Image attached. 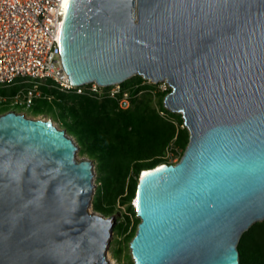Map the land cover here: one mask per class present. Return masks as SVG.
<instances>
[{
    "label": "water",
    "instance_id": "1",
    "mask_svg": "<svg viewBox=\"0 0 264 264\" xmlns=\"http://www.w3.org/2000/svg\"><path fill=\"white\" fill-rule=\"evenodd\" d=\"M60 51L75 84L167 81L189 131L139 176L135 264H239L264 220V0H70ZM79 148L51 118L0 112V264H112Z\"/></svg>",
    "mask_w": 264,
    "mask_h": 264
},
{
    "label": "trees",
    "instance_id": "2",
    "mask_svg": "<svg viewBox=\"0 0 264 264\" xmlns=\"http://www.w3.org/2000/svg\"><path fill=\"white\" fill-rule=\"evenodd\" d=\"M134 76L135 82L126 79L121 83L123 88L130 89L131 104L126 108L119 106L117 97L51 90L61 110L63 125L77 139L79 151L97 163L101 187L93 201L94 208L108 215L113 213L116 202L127 204L128 212L135 214L131 201L143 169L170 162L169 153L181 157L189 142L182 114L164 105L171 87L159 91L161 100L157 107L152 104L153 85L147 84L140 74ZM142 90L145 93L141 94ZM126 218L117 224L119 231L127 229L128 214ZM139 221L137 217L128 235L130 240ZM238 249L239 264H264V220L243 232Z\"/></svg>",
    "mask_w": 264,
    "mask_h": 264
},
{
    "label": "built area",
    "instance_id": "3",
    "mask_svg": "<svg viewBox=\"0 0 264 264\" xmlns=\"http://www.w3.org/2000/svg\"><path fill=\"white\" fill-rule=\"evenodd\" d=\"M69 1L0 0V86L23 84L11 97L0 93V102L10 98L11 104L30 107L36 98L53 99L54 93L44 92L42 86H46L66 93L117 97L120 107L130 106V89L121 83L75 84L70 79L60 51Z\"/></svg>",
    "mask_w": 264,
    "mask_h": 264
},
{
    "label": "rangeland",
    "instance_id": "4",
    "mask_svg": "<svg viewBox=\"0 0 264 264\" xmlns=\"http://www.w3.org/2000/svg\"><path fill=\"white\" fill-rule=\"evenodd\" d=\"M128 79L132 80V82H135L136 76L133 75ZM146 83L149 85H153V88L151 91L152 104L154 106L159 107L160 100H161L159 96V91L167 87H170L169 84L167 82L166 83L162 81L154 82L152 80H147ZM22 85H23L22 83H16L9 89H6L0 86V93L2 95L11 97L16 92L17 89L22 87ZM140 93L141 94L145 93V90H142ZM9 109H15L17 111H24L29 116H40L44 118H51L57 126L62 127V128L64 127L63 120H62V113L55 102V98L53 99L36 98L30 107H25L20 104H11L10 98H8L5 101L0 102V112H4ZM77 156L79 158H82L88 155L78 150ZM179 158L180 157L177 156L176 154L169 153L168 159L170 162H176L179 160ZM99 175H100V172L97 168V163L94 160L95 188H94V195L92 198V202L90 204V209L92 210L95 209L93 201L98 194V189L101 187ZM134 198H135V195L131 201L133 206H134ZM126 214L129 215L128 227L125 231L124 230L119 231V229L117 228V224L119 223V221H126L127 219ZM111 215L114 216L115 223L112 229V235L110 237L109 245L107 246L106 255L112 264H133L132 262L133 258H132L131 250L129 246L130 239L128 238V235L137 223V217H138L137 212L135 214L128 212L127 204L116 202L113 207V213Z\"/></svg>",
    "mask_w": 264,
    "mask_h": 264
},
{
    "label": "crops",
    "instance_id": "5",
    "mask_svg": "<svg viewBox=\"0 0 264 264\" xmlns=\"http://www.w3.org/2000/svg\"><path fill=\"white\" fill-rule=\"evenodd\" d=\"M12 87V86H11ZM46 87V86H45ZM10 87H6V89H9ZM48 88V87H47ZM12 89V88H11ZM13 90V89H12ZM51 90H53V89H50V88H48V90H46V91H44V92H49V93H54V92H52ZM39 98H42V97H39Z\"/></svg>",
    "mask_w": 264,
    "mask_h": 264
},
{
    "label": "bare ground",
    "instance_id": "6",
    "mask_svg": "<svg viewBox=\"0 0 264 264\" xmlns=\"http://www.w3.org/2000/svg\"><path fill=\"white\" fill-rule=\"evenodd\" d=\"M55 123V122H54ZM146 170L145 168L143 169V171Z\"/></svg>",
    "mask_w": 264,
    "mask_h": 264
}]
</instances>
